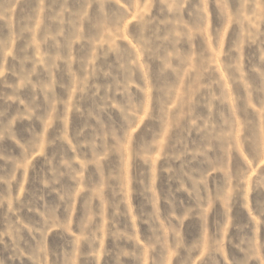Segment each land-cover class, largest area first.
I'll return each instance as SVG.
<instances>
[{
    "label": "rangeland",
    "instance_id": "374dc122",
    "mask_svg": "<svg viewBox=\"0 0 264 264\" xmlns=\"http://www.w3.org/2000/svg\"><path fill=\"white\" fill-rule=\"evenodd\" d=\"M0 264H264V0H0Z\"/></svg>",
    "mask_w": 264,
    "mask_h": 264
}]
</instances>
